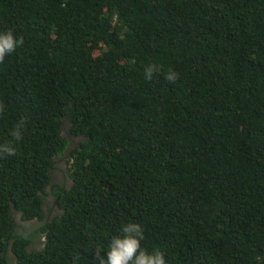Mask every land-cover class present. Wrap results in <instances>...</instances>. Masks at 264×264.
<instances>
[{
  "label": "trees",
  "instance_id": "16d2710c",
  "mask_svg": "<svg viewBox=\"0 0 264 264\" xmlns=\"http://www.w3.org/2000/svg\"><path fill=\"white\" fill-rule=\"evenodd\" d=\"M8 29L0 264H100L129 221L167 264H264V0H0Z\"/></svg>",
  "mask_w": 264,
  "mask_h": 264
},
{
  "label": "clouds",
  "instance_id": "9594fccd",
  "mask_svg": "<svg viewBox=\"0 0 264 264\" xmlns=\"http://www.w3.org/2000/svg\"><path fill=\"white\" fill-rule=\"evenodd\" d=\"M22 45L23 38L18 39L11 29L0 31V64H3L5 62V58L10 54L15 53ZM156 70V65H147L144 69V78L151 81ZM177 77L178 74L174 70H169L165 78L170 83H175ZM4 111L5 105L0 103V115H2ZM23 126L24 122L20 121L11 131L10 135L15 141L21 140V129ZM3 155H15V147L11 142L0 144V156ZM63 162L66 166V157H58L55 167L57 168ZM58 163L60 164L58 165ZM67 172L66 184L69 185L70 181L68 180ZM58 177L60 180L65 178L63 171L60 172ZM120 231L123 235L113 236L111 238L106 250V256H101L100 252H97L100 264H167L164 253L160 250L149 252L141 247V241L144 239V229L140 223L129 221L121 226Z\"/></svg>",
  "mask_w": 264,
  "mask_h": 264
},
{
  "label": "rangeland",
  "instance_id": "374dc122",
  "mask_svg": "<svg viewBox=\"0 0 264 264\" xmlns=\"http://www.w3.org/2000/svg\"><path fill=\"white\" fill-rule=\"evenodd\" d=\"M59 164H60V163H58V165H59ZM61 171H63L64 177L67 178V177H66L67 169H66V166H65L64 162L61 163V165L58 166V167L54 170V172H53V177H54L55 179L58 178V176L60 175V172H61ZM62 181H64V180H62ZM34 223H35V222H30V223H28V224H34Z\"/></svg>",
  "mask_w": 264,
  "mask_h": 264
}]
</instances>
